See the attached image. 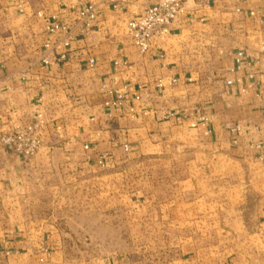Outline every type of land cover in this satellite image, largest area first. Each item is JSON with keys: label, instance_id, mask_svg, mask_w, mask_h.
Here are the masks:
<instances>
[{"label": "crops", "instance_id": "1", "mask_svg": "<svg viewBox=\"0 0 264 264\" xmlns=\"http://www.w3.org/2000/svg\"><path fill=\"white\" fill-rule=\"evenodd\" d=\"M159 1L0 0V264H264V0H184L141 52L127 23ZM239 51L250 66L236 71ZM41 120L32 158L1 141ZM146 156L165 179L128 196L111 184ZM126 202L134 232L147 214L159 241L77 242L108 233L105 211ZM111 215L118 235L124 212Z\"/></svg>", "mask_w": 264, "mask_h": 264}, {"label": "built area", "instance_id": "2", "mask_svg": "<svg viewBox=\"0 0 264 264\" xmlns=\"http://www.w3.org/2000/svg\"><path fill=\"white\" fill-rule=\"evenodd\" d=\"M208 1L209 0H206V2ZM17 6L19 10L22 11L21 3H18ZM97 9L98 6L96 4L88 2L86 6L80 10L79 19L85 22L87 27H90L91 22L97 20ZM183 10L184 0H160L158 3L144 7L138 18L129 20L127 23V32L133 43L141 50V52H146L151 47L153 39L166 33ZM250 14L254 15L253 12ZM59 28V25H55L48 29L54 31ZM244 57L246 58L245 61ZM94 62L93 59H90L89 65L93 67ZM247 66H250L249 55H245L242 51L237 52L235 70L239 71ZM247 77L253 79L254 74L249 73ZM243 82V79L238 77L236 79L227 80L226 84H235L242 87L244 84ZM159 86L162 85L160 84ZM242 91H244L243 88ZM111 94H113V98L106 104L113 106L120 104L122 98L120 91H111ZM136 98L139 99L140 97L138 96ZM131 111H133V109H131ZM38 117L41 119V114H38ZM41 122L42 120L27 125L13 124L10 130L2 135L1 141L5 145L12 147L15 153L22 156L24 159H30L37 153L42 145V140L39 135ZM262 144H264V142ZM124 150L128 152L129 146L124 145ZM105 159V155H100L99 164L104 163Z\"/></svg>", "mask_w": 264, "mask_h": 264}, {"label": "rangeland", "instance_id": "3", "mask_svg": "<svg viewBox=\"0 0 264 264\" xmlns=\"http://www.w3.org/2000/svg\"><path fill=\"white\" fill-rule=\"evenodd\" d=\"M156 162L154 160V166L151 167V163L148 159V157H142V160H140L137 163H131L129 165H125L124 172H123V180L119 183L118 180H111L112 185H118L122 184L123 186L119 185V188H121V192L128 196L130 193L135 191L139 187H146V189H149V186L151 185V182L154 181L156 184V178L158 177L159 179H165V167H161L158 169L159 171H156ZM117 187H113L110 190L114 191L117 194V190L115 189ZM89 193L91 191H88ZM100 192V190L94 191V195H97ZM86 192L85 190L78 191V195H85ZM73 208L77 209V214H78V223L83 221L81 218L85 217V212L87 211V207L89 205L86 204H81L79 203L78 205H73ZM94 211L95 213L101 212L103 213L102 208H100V204H94ZM100 208V209H99ZM69 209V205H68ZM124 212L125 215V224H121L122 230L121 233L118 235L111 234L110 232L113 231H118V230H113V228L116 229L117 222L114 221L113 223L112 220V215L118 212ZM110 214V229L106 230L108 233L103 234V235H83L79 233L77 237L75 238L78 243H85L86 241L90 242L92 241L94 248H98V250L102 251H111L113 248H127L137 245V244H150L151 242H157L161 237L151 235L150 233V228H151V220L149 219V216L143 215V221L141 222V234H137L134 232L133 228H135V225H133V212H134V207L132 204L126 202L123 205L120 206H113L110 205L109 211ZM96 222V221H95ZM116 224V225H115ZM137 226V225H136ZM96 228V227H95ZM100 231V230H99ZM96 232V230H95ZM165 238V237H163Z\"/></svg>", "mask_w": 264, "mask_h": 264}]
</instances>
